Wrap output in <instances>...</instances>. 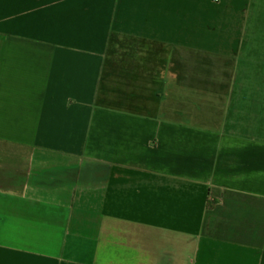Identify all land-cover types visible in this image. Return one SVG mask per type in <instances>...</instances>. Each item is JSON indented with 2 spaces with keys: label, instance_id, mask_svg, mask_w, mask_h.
Listing matches in <instances>:
<instances>
[{
  "label": "crops",
  "instance_id": "1",
  "mask_svg": "<svg viewBox=\"0 0 264 264\" xmlns=\"http://www.w3.org/2000/svg\"><path fill=\"white\" fill-rule=\"evenodd\" d=\"M110 111L222 141L168 169ZM263 123L264 0H0V264H264Z\"/></svg>",
  "mask_w": 264,
  "mask_h": 264
},
{
  "label": "rangeland",
  "instance_id": "2",
  "mask_svg": "<svg viewBox=\"0 0 264 264\" xmlns=\"http://www.w3.org/2000/svg\"><path fill=\"white\" fill-rule=\"evenodd\" d=\"M249 61L252 63L254 60H249ZM246 68L249 70L250 73L254 74V72H255L254 66L249 65ZM238 83H236V84H238ZM244 84H246L249 87V90H252L253 86H255L256 83L253 81H248L246 83H242L241 85H244ZM121 87H122V85H121ZM247 94H250V93H247ZM125 97H126V99H128L127 95H125ZM116 98L120 99V97H116ZM200 99H202V101L206 105H208L209 104L208 91H204V92L201 91L200 97L198 99H195V100H200ZM171 101L172 100H169V102H171ZM169 105H170L169 107L174 106V104L173 105L169 104ZM244 105L247 106V103H244ZM251 106L255 107V104H253ZM125 108H126V106H125ZM114 109H116V108H114ZM108 115H110V117H112V120L116 126V127H113V129H114L113 131L111 128V132H112L111 134L112 135L115 134L113 137V141L116 140L115 137H117L119 139V141H137V142L146 141L150 145L146 148V150L147 149L151 150L152 153L159 152V151L163 152L166 155L165 158H167V155H168L169 159L166 160V162L169 163L168 169H173V170L179 169L178 167L175 166L174 163H171V161L178 163L181 161L182 156L184 155V153L176 154V153L172 152L173 150L174 151L191 150V149H193V147L191 146V143H194L195 141H197L196 144L195 143L194 144L200 145L197 148V151L199 153L198 155L203 156L204 154H207L209 157H211L215 154L216 148L211 149L209 151V149L206 148L207 145L210 143L213 144L215 139H216V141L221 140V139L217 140V138L219 137L218 133H213V132L211 133L210 132L213 130L209 131L207 128H202V127L197 128L200 130H195V129H192L193 126L180 125V124H170V123H167L164 121L161 122V118H159V115L157 118L153 117V116H149L146 118H140V117H137L134 115H129L128 113L127 114L118 113L116 111H114V112L110 111V112H108ZM104 116L106 117V114H104ZM163 118H165V117H163ZM103 127L105 130L110 128V127H107L106 125H104ZM258 127L260 129H264V123L259 125ZM245 132L247 133V131H245ZM223 133L225 134L224 135L225 143H228V141H232L231 138H228V135L226 134V132H223ZM237 134H238V131L236 134L232 133L230 137L233 136V138H239ZM250 134H255V136H257V138H255L256 140H260V141L264 142V130H250ZM243 135H244V131L242 132L240 137H242ZM106 136L108 137L110 135H108V133L105 131L104 137H106ZM233 141L241 142V141H239V139H237V140L233 139ZM137 142H136L137 146L134 149L136 151L139 149L138 148L139 144ZM250 142H252V141H247V143H250ZM242 143H243V141H242ZM141 148L143 149L142 146H141ZM146 150H144L142 152V155L135 154L136 151L135 152L132 151L135 154L132 157L136 158V161H137L138 158L143 156L141 159H139V161H140L144 158V155L147 156L148 153H150V152H147ZM250 151H252L253 153L258 152V153L264 154V152L261 151V147L258 146L257 142L255 143V145L252 147V149ZM195 155H196V153H195ZM195 155H194V160H195ZM156 156H158V155H156ZM154 157H152V158L149 157V158L153 159ZM185 158L187 159V157H185ZM199 158L201 159V157H199ZM170 159H172V160H170ZM147 160H148V158H147ZM147 160H146V166L148 163ZM188 160H190V163H191V159L188 158ZM142 161L144 162L145 159H143ZM153 163H155V162H153ZM153 163L151 164V166H154L153 168H155V167L158 168V166L154 165ZM164 164H166V163H164ZM164 164H162V165H164ZM171 165H173V166L171 167ZM148 166H149V164H148ZM221 167L225 168V166H221ZM221 167L218 170L222 169ZM201 168H204V167H201ZM205 168H208V166L206 165ZM262 174H264V172ZM205 179L206 178H200V181L205 180ZM255 188H257V187H255ZM202 197L203 196L200 195V203L202 202ZM175 240H176L175 235L174 234L172 235L169 233L168 234L169 244L174 245ZM183 243H184V248L182 251L178 250V253H179V255H180V253L182 255H184V258L181 259L182 263L184 262V264H188L189 259L187 257L191 253L192 245H191V241H187L185 236L183 238ZM119 252L121 253V251H119ZM127 260L133 261L134 264H153V261H154V259L149 258V257L148 258L142 257V258L138 259V257H134V256L133 257L129 256V258Z\"/></svg>",
  "mask_w": 264,
  "mask_h": 264
}]
</instances>
